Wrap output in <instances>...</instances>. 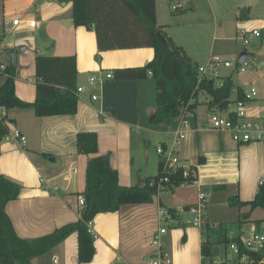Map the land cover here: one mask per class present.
Masks as SVG:
<instances>
[{
	"label": "crops",
	"instance_id": "crops-1",
	"mask_svg": "<svg viewBox=\"0 0 264 264\" xmlns=\"http://www.w3.org/2000/svg\"><path fill=\"white\" fill-rule=\"evenodd\" d=\"M175 1L191 8L192 12L203 8L214 18L223 10L225 21L219 31L227 32L226 38L234 41L231 48L222 49L225 59H236L245 48L235 38L239 28L259 30L260 35L247 47L257 58V69L243 81L235 82L230 74L222 78H230L237 89H248L247 83L255 86L258 95L246 101L244 109L249 118L264 117V0H155L157 25L180 45L178 32L172 28L176 22L173 18L179 17L170 8ZM13 18L23 22L0 37V63H9L8 56H3L5 52L25 47L17 53L15 93L19 98L28 102L35 100V57L38 54L74 55L77 86H85L73 115L37 116L32 108H11L4 112L6 130L0 135V173L21 186L19 196L7 202L5 210L17 235L33 239L80 217L82 206L78 197L85 187V168L91 156L78 153L77 132L97 133L98 154H109L110 164L118 171L119 184L123 186L142 185L148 178L141 167L134 173L133 134L164 133L169 140L160 144L165 143V147L172 144L173 136L159 131L148 121L155 109V82L151 76L115 78L114 69L139 67L150 61L154 56L152 47L99 52L95 32L73 24L71 0H0V29L4 20ZM28 19L36 20L34 27L27 26L25 20ZM185 52L198 64L203 63L199 60L206 61L214 55L198 57L188 50ZM96 53H99L98 59ZM108 72L112 77L105 78ZM90 75L98 79L95 86L87 83ZM3 79L4 75L0 74V83ZM92 94H96L97 99H92ZM197 99L199 104L193 113L184 117L185 136L177 144V155L182 163L189 165L199 181L198 186L181 184L172 191L159 190L151 202L123 204L115 212L97 213L89 223L91 233L97 236L90 262L79 263L77 233H72L47 253L33 258L32 263L55 264L56 259L58 264H149L154 254L152 237L162 224L167 229L162 239L171 264H203L201 222L195 224L197 215L184 207L197 206L199 191L204 190L207 196L199 211L201 220L205 217L213 224L237 220L239 210L229 206L228 197L238 196L243 201L253 199L264 177V143L236 142L228 132L210 128L207 98L203 96L200 101L198 95ZM232 99L231 108L237 99L236 92ZM200 104L206 106L205 117H200L198 112ZM15 129L26 137L24 145L12 137ZM201 157L204 160L200 161ZM222 184L225 189H210ZM53 186L58 189H51ZM169 209L175 210V216L167 213ZM163 210L167 213L164 221L161 220ZM253 214L256 217H250L243 225V233L264 216L258 209ZM219 249L220 254L223 251V261L224 249L222 246Z\"/></svg>",
	"mask_w": 264,
	"mask_h": 264
},
{
	"label": "trees",
	"instance_id": "trees-1",
	"mask_svg": "<svg viewBox=\"0 0 264 264\" xmlns=\"http://www.w3.org/2000/svg\"><path fill=\"white\" fill-rule=\"evenodd\" d=\"M71 1L73 24L95 32L99 52L144 46L154 49L153 58L145 65L114 69V73L115 78L124 80L151 76L155 82V109L148 116V121L159 131L170 132L175 129L186 111L195 110L200 93L207 98L209 112L227 109L234 92L237 99H245L244 90L235 88L228 77L221 79L220 86L213 77H200L198 63L192 61L182 46L176 44L157 25L155 0ZM184 10L188 8L181 7L173 12ZM95 57L98 59L99 53ZM16 67L6 63L0 71L4 75L0 83V111L32 108L37 116L76 113L78 94L74 55H36L33 102L22 100L15 93ZM229 115L234 116L232 113ZM0 119V135L3 136L6 123L4 116H0ZM76 147L78 153L91 156L85 168V187L82 191L84 206L80 210V217L43 236L24 239L17 235L5 205L19 196L21 186L0 173V264H33V258L47 253L72 233H77L79 263L90 262L95 254V238L88 230V224L97 213L115 212L123 204L151 202L159 190L172 191L194 178L192 173L184 177L182 168L163 171L165 157L159 156L156 175L147 178L142 185L123 186L119 184L118 171L110 164L109 154H98L96 132H77ZM200 159L204 160L202 157ZM165 176L168 177L167 181L161 180ZM210 189L222 190L225 185H214ZM228 204L239 210L237 220L218 224L210 223L205 217L201 220L202 263H213L222 246L226 258L220 264H264V261L242 262L239 255L229 260L227 253L231 243L239 245V254L246 251L241 245L240 236L243 225L250 220L251 212L257 207L264 209V177L253 199L243 201L238 196H229ZM246 206L248 210H242ZM190 207L185 206L184 209ZM167 213L175 216L174 209H169ZM254 222L259 226L263 220Z\"/></svg>",
	"mask_w": 264,
	"mask_h": 264
},
{
	"label": "built area",
	"instance_id": "built-area-1",
	"mask_svg": "<svg viewBox=\"0 0 264 264\" xmlns=\"http://www.w3.org/2000/svg\"><path fill=\"white\" fill-rule=\"evenodd\" d=\"M183 4L181 2H176L171 5V10H177L181 8ZM28 27H34L36 24L35 19L25 20ZM22 20L20 18L6 19L3 22V29H0V37L12 29L22 25ZM260 32L258 29H247V28H239L236 33V39L240 41L245 47L243 50L246 51V56L242 63H239L237 58L234 60H229L225 58H221L218 55H210L208 59L198 64V72L200 77L209 76L217 79V85H221L222 81L219 80L217 68L219 66L226 68H235L239 71H244L247 68H251L252 70L257 69L259 66L256 56L248 51V48L252 42L254 37H258ZM5 64H0V71L4 68ZM112 77V73L108 72L105 74V78ZM87 83L92 86H95L98 83V79L95 75H90L87 78ZM85 91V86L78 85L76 88V93L81 95ZM258 95V90L255 86H250L248 89L244 90V98L245 99H236L233 103V108H231L232 104L229 103L227 109L224 111L215 110L212 112H208L207 114V122L210 128L228 132L233 140L236 142H262L264 143V117L251 119L247 117L246 111L244 109V105L246 101L253 100ZM92 99H97L96 94L91 95ZM5 110L0 111V116H4ZM193 112L186 111L179 120L177 127L170 131L173 136L172 144L168 147H164L163 144H159L156 147V152L159 156L165 157L163 164V171H177L178 169H183L184 177L189 176L191 174V170L189 165L186 163H182L180 158L177 155L178 143L185 136V131L183 130V125H185L184 117L186 115H191ZM232 113L234 116H230ZM12 137L17 140L20 144L24 145L26 142V137L17 129L13 130ZM168 177H163L161 180L167 181ZM184 184H193L198 186L199 181L196 178H193L191 181L186 182ZM51 189L57 190V186H53ZM207 193L204 190L199 191V203L197 206H192L189 210L194 212L197 216L194 219L195 224H199L201 222L199 211L203 207L206 201ZM79 204L84 206V198L83 196L78 197ZM161 220L164 221L166 211H161ZM88 230L91 232L88 224ZM167 231L166 227L161 224V226L156 230L152 237V245L154 248V254L149 258V264H171V257L168 251L164 247L163 243V234ZM94 238L97 236L93 234ZM240 241L242 247L246 249V251L241 254L239 251V245L236 243H231L229 249L227 250L228 259L234 260L239 255V259L242 262H256L261 263L264 261V221L259 224V226H253L251 230L246 233L241 234ZM258 256V258H256ZM226 257L224 256V259ZM53 262L57 263V260L54 259ZM213 263H218L216 259L213 260Z\"/></svg>",
	"mask_w": 264,
	"mask_h": 264
},
{
	"label": "rangeland",
	"instance_id": "rangeland-1",
	"mask_svg": "<svg viewBox=\"0 0 264 264\" xmlns=\"http://www.w3.org/2000/svg\"><path fill=\"white\" fill-rule=\"evenodd\" d=\"M184 8L186 7L184 6ZM218 12L219 17L217 18H214L209 12L206 13L203 8L198 9L197 12H192L191 8L182 12H175V14L179 15V17L173 18L172 21L176 22H174L172 28L178 32L177 37L181 39L180 41H182V43H180V45L183 46L185 51L188 50L190 53H193L198 57H202V55L205 54H214L220 56L221 58H225V56L222 55V49L231 48L234 41L232 42L226 38L227 32L224 33L223 31H219V28L221 30V23L225 21V16L222 15V9ZM168 17L170 18V16ZM218 22H220L219 26H217ZM253 40L254 38L252 41ZM239 44L243 45L242 43ZM200 61L205 62V60H199V62ZM217 71L219 78L230 74L231 78L236 82L237 80L243 81L247 79V75L252 72V69L247 68L244 71H239L235 68L219 66ZM246 85L247 87H250L252 84L247 83ZM199 98L200 101H203L202 93L199 94ZM198 107L200 117H205L207 111L205 104H200ZM147 134V136L143 132L140 134H133L131 143L134 155V173L135 170H137V167H141L146 177L149 178L156 175L158 170L159 157L156 152V147H158L162 141L169 140V138L166 134L158 131L149 132ZM256 209L261 211L264 215V209L257 207L251 212V218L256 217V214H253ZM261 219L264 221V216H262ZM222 256L223 251L217 258L218 262L221 261Z\"/></svg>",
	"mask_w": 264,
	"mask_h": 264
},
{
	"label": "water",
	"instance_id": "water-1",
	"mask_svg": "<svg viewBox=\"0 0 264 264\" xmlns=\"http://www.w3.org/2000/svg\"><path fill=\"white\" fill-rule=\"evenodd\" d=\"M24 48H25L24 46H19L17 48V50H10V51L5 52L3 54V56L4 55H7L8 56V58H9V65H17V53L19 51H23ZM245 56H246V51L245 50H242L240 52V54L238 55V57H237L238 62L239 63H242L244 61Z\"/></svg>",
	"mask_w": 264,
	"mask_h": 264
}]
</instances>
